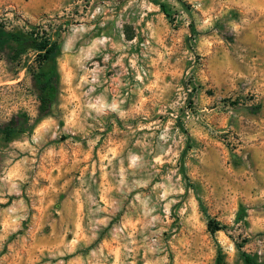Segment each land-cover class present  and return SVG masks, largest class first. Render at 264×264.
<instances>
[{
    "label": "rangeland",
    "instance_id": "1",
    "mask_svg": "<svg viewBox=\"0 0 264 264\" xmlns=\"http://www.w3.org/2000/svg\"><path fill=\"white\" fill-rule=\"evenodd\" d=\"M1 21L59 29L60 81L42 111L33 52H0V264H264V0H0Z\"/></svg>",
    "mask_w": 264,
    "mask_h": 264
},
{
    "label": "trees",
    "instance_id": "2",
    "mask_svg": "<svg viewBox=\"0 0 264 264\" xmlns=\"http://www.w3.org/2000/svg\"><path fill=\"white\" fill-rule=\"evenodd\" d=\"M167 16H171L166 4L161 3ZM59 29H47L45 26L26 22L25 25H8L0 22V52L7 54L11 62L21 64L25 56L33 52V63H24L23 67L32 75L38 97L40 109L48 112L56 101L59 93L60 74L57 66V51ZM17 125L12 120L0 123V136L11 139L17 132ZM242 216H240L241 218ZM208 229L216 232L227 228L213 218L208 219ZM247 264L259 262L247 252H243ZM221 260V259H219Z\"/></svg>",
    "mask_w": 264,
    "mask_h": 264
}]
</instances>
